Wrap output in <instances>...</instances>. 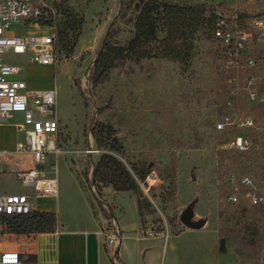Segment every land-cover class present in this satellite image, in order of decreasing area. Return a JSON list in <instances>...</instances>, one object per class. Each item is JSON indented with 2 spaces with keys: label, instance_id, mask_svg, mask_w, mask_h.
Returning a JSON list of instances; mask_svg holds the SVG:
<instances>
[{
  "label": "rangeland",
  "instance_id": "obj_1",
  "mask_svg": "<svg viewBox=\"0 0 264 264\" xmlns=\"http://www.w3.org/2000/svg\"><path fill=\"white\" fill-rule=\"evenodd\" d=\"M213 1L218 10L231 13V8L238 9L247 20L264 15V0ZM141 2L59 0L61 23L64 14L74 13L84 18V24L66 61L62 56L67 51L60 50L61 62L52 76L21 57L5 56L8 62L24 67L23 76L38 85L56 79L63 123L59 140L62 153L56 159L63 214L67 217L77 211L92 219L89 203L94 206L95 198H100L103 202L97 204L102 210V204L108 206L110 194L116 193L110 197V209L122 233L124 264H221L218 255H223L227 264H264V206L228 201L232 176H249L264 192V45L251 47L258 62L252 71L259 79L256 100L246 96L243 86L240 98H231L227 77L233 74L224 70L222 44L209 32L198 34L188 63L130 59L116 62L109 73H96L95 64L106 42L124 46L134 37ZM14 31L23 34L19 26ZM165 35L161 32L159 37ZM244 78L246 74L242 83ZM234 112L237 120L252 118L256 126L246 128L236 121L218 129L222 118ZM10 123L14 126L23 120ZM100 124L113 128L112 141H118L121 152L98 146L95 133ZM14 127L1 131L7 147L14 143ZM240 136L251 141L249 149L234 147ZM105 153L115 155L129 168L139 161L151 167L146 182H140L142 195L150 204L144 224L136 205L138 194L115 192L111 186L94 182L95 167ZM54 161L50 156L46 168L51 169ZM7 182L0 177L1 191ZM11 183L13 192L28 191L18 182ZM189 208L194 221L202 223L200 229L183 224L181 216ZM242 210L259 219L263 244L257 252L239 243L229 246L220 236L222 228L237 222ZM102 218L110 219V212L104 210ZM29 233L15 223L0 240L6 242L4 247H10Z\"/></svg>",
  "mask_w": 264,
  "mask_h": 264
},
{
  "label": "built area",
  "instance_id": "obj_2",
  "mask_svg": "<svg viewBox=\"0 0 264 264\" xmlns=\"http://www.w3.org/2000/svg\"><path fill=\"white\" fill-rule=\"evenodd\" d=\"M177 1L215 4L213 0ZM58 4L59 0H0V126L16 114L23 115V123L18 128L24 133L25 139L17 145L16 154L31 156L34 161V167L11 171V174L23 188L33 189L40 197L54 199L59 196L56 159L62 153L59 146L61 128L57 88L29 90L26 81L16 78L22 73V67L8 62L5 56L13 54L28 63L51 66L56 70L61 62L59 25L62 14ZM231 10V13H225L218 10L216 5L214 28V38L223 47L224 70L227 74H233L227 77V85L232 88L230 96L233 99L240 98L243 86L246 96L256 100L260 96L259 79L252 71L258 67V62L251 54V47L264 45V15L257 14L247 20L238 9ZM15 26L21 27L23 34L14 31ZM62 59L66 61V53ZM243 74H246L244 83L241 81ZM236 121L246 128L256 126L252 118L237 120L234 112L224 116L217 127L225 129ZM250 146L251 141L242 136L234 142V147L240 150H247ZM2 156L0 152V164ZM50 156L55 157V163L48 175L44 166ZM2 173L0 170V175ZM228 187L230 203L241 204L246 201L255 207L264 206V192L251 177L232 176L228 180ZM91 191L95 196L94 187ZM95 201L102 203L98 197ZM39 214L33 208L30 195L0 190V239L9 229V220ZM101 234L104 245L117 263L121 231L116 218L106 219ZM4 243L0 240V264H25L22 253L11 248L10 244V247H4Z\"/></svg>",
  "mask_w": 264,
  "mask_h": 264
},
{
  "label": "trees",
  "instance_id": "obj_3",
  "mask_svg": "<svg viewBox=\"0 0 264 264\" xmlns=\"http://www.w3.org/2000/svg\"><path fill=\"white\" fill-rule=\"evenodd\" d=\"M59 10L61 12L60 7ZM63 18V23L60 21L59 25L60 49L67 51L68 56L74 52L84 18L74 13L64 14ZM215 23L214 4L185 5L168 1L142 0L135 22L134 37L124 46L106 42L95 64L96 73H109L116 62L130 59L165 58L188 63L192 58L198 34L209 32L214 37ZM161 32L166 33L164 38L159 37ZM114 134L111 126L100 124L95 133L98 146L121 152V147L117 145L118 141H112ZM151 172V167L144 161L132 163L129 168L115 155L105 153L95 167L94 182L101 187L111 186L115 192L138 194V211L144 224L146 215L150 213L148 209L150 204L146 203L142 195L140 182H146ZM52 218V215L39 214L25 219L9 220V226L16 223L32 232ZM237 218L236 223L221 229L220 236L225 238L229 246L239 243L251 252L259 251L263 244V233L258 217L256 215L248 217L247 211L242 210Z\"/></svg>",
  "mask_w": 264,
  "mask_h": 264
},
{
  "label": "crops",
  "instance_id": "obj_4",
  "mask_svg": "<svg viewBox=\"0 0 264 264\" xmlns=\"http://www.w3.org/2000/svg\"><path fill=\"white\" fill-rule=\"evenodd\" d=\"M37 67L49 72L51 76L53 71L55 74V70L51 66L38 65ZM22 69L24 71V67H22ZM23 71L16 78L26 81L29 90H49L57 88L54 86L56 79L54 82L51 80L49 83L38 85L33 81L27 80L23 76ZM14 119L23 120V115L16 114L7 122L8 124H2L0 126V152L3 153L1 159L4 164L3 173L0 177H4L6 181H8L3 192H13L11 182H17L14 175L11 174V171L26 170L34 167V161L31 156H20L16 154L17 145L24 141L25 135L19 130V124L14 125V127L13 124L10 123ZM58 119L62 134L63 123L59 112ZM6 126H11L16 129L15 140L10 147L4 145V140L1 136V131ZM46 166L47 164L44 166L45 173L50 175L51 169L49 166L47 169ZM58 186L59 196L56 199L40 197L36 195L33 189H27V192L21 193L28 194L32 197L33 208L37 213L52 215L53 218L45 221L41 226L24 236L18 242H15V244H10L11 248L22 253L25 264H124L121 255L123 238L121 237L120 239V244L116 253L117 263H115L109 249L104 245V239L101 234L106 222V219L102 218L101 211L103 209L107 210L110 212L111 218H115L110 209V197H115L116 193L110 194L109 200L107 201L108 206L102 204V210L95 200L94 206H91L89 203L92 219L82 216L81 213L77 211H72V215L66 217L63 214L61 201L59 200L61 196L59 180ZM87 201L89 200L87 199ZM136 205L138 209L137 198ZM125 256L127 259H130L131 255L126 251ZM218 256L221 264H227L222 257L223 255Z\"/></svg>",
  "mask_w": 264,
  "mask_h": 264
},
{
  "label": "water",
  "instance_id": "obj_5",
  "mask_svg": "<svg viewBox=\"0 0 264 264\" xmlns=\"http://www.w3.org/2000/svg\"><path fill=\"white\" fill-rule=\"evenodd\" d=\"M181 220L185 226H188L192 229H200L202 227L201 222L194 221V213L192 208L187 209L181 216Z\"/></svg>",
  "mask_w": 264,
  "mask_h": 264
}]
</instances>
